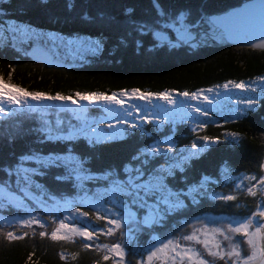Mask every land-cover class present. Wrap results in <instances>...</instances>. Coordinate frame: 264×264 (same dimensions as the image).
I'll list each match as a JSON object with an SVG mask.
<instances>
[{"label": "trees", "instance_id": "1", "mask_svg": "<svg viewBox=\"0 0 264 264\" xmlns=\"http://www.w3.org/2000/svg\"><path fill=\"white\" fill-rule=\"evenodd\" d=\"M241 1L207 0L208 11L217 13L220 9L227 10L240 5ZM66 2L0 0V26L4 29V35L9 37L6 43H14L19 49L4 46L0 50V78L5 83L30 92L60 94L73 99H78L77 93L92 94L94 100L95 94L122 97V91L131 93L132 90L168 93L174 99L179 92L194 93L211 88L213 91L207 94L209 99L217 103L222 100L221 108L224 109L207 110V118L181 121L177 117L165 124H145L136 118L135 123L140 130L127 129L128 134H123L117 141L101 138L102 142L89 145L83 136L72 141H43L44 134L36 129L44 121H48L54 129L56 121H62L60 129L64 133L68 132L70 125L81 126V121L67 109H59L57 102L37 107L22 104L21 109L14 105L8 110L12 112L10 117H0V165L14 163L16 157L22 154H63L71 147L73 154L87 158L85 167L90 172L100 175L101 170L119 169V176L122 177L123 164L138 148L150 144L153 139L173 140L174 152H178L184 150L185 146L190 149L192 144L203 146L205 142L201 137L207 136L219 142L210 141L207 149L189 162L190 167H186L184 173L177 169L175 179L169 178L167 181L173 190H186V182H198L202 176L208 177L205 188L199 190L206 192V195L197 194L196 204L186 199L188 207L173 214L163 225L138 227L130 221L123 228V237L121 229H115L109 236L106 232L101 234L100 230L111 226L106 224L104 216L97 220L96 215L100 213L93 214L91 206V201L95 199L100 201L98 207L102 205V210L112 207L113 212L116 211L108 202L111 197L104 193L108 184L106 180L60 182L54 176L63 173L64 169L50 166L41 169L44 175L32 176V184L27 186L28 195L25 196L16 186L15 177L6 185L3 181L7 178L0 172V264H121L119 258L112 255L108 260H103L105 248H97L98 245L113 243H120L125 249L123 264H137V260L142 261L143 256L148 254L144 249L150 245L153 249L161 246L159 242L166 241L165 232L177 231L184 220L190 219L192 222V217L206 216L209 220L204 224L208 227L209 223L213 224L214 218L226 221L228 217L251 216L258 204H264V191L257 186V180L264 176L260 168L264 161V100L259 106L247 109L242 117L240 110L244 106L236 101L257 95L264 88V50L232 45L188 48L159 44L154 47L156 41L150 35L143 38L142 47L138 49L135 35L127 31V26L132 23L129 17H148L151 0H71L75 7L65 10ZM133 4L136 7L131 12L127 11L126 7ZM9 21L17 25L27 22L38 35L10 31ZM118 37L123 43L118 42ZM78 40L99 41L100 48L97 50L94 43L74 46L72 41ZM32 45L50 51L65 66L48 67L35 62L28 53ZM229 81L243 82L247 90L233 89L229 84L231 91L221 95L223 85ZM253 87L257 89L256 93L251 92ZM100 109L88 106L87 122L90 126L96 125L91 120L101 125L99 120L106 113ZM13 110L16 112L13 113ZM48 113L53 116L48 118L45 115ZM153 113L157 116L162 114L161 111ZM123 120L131 121V118ZM196 121H203L204 127H197ZM121 128L125 129L126 124ZM231 133H236V137L233 138ZM159 162L163 163V160ZM221 165L224 167L221 168ZM24 166L36 167V164L26 161ZM181 176L185 179L181 180ZM252 185H256L255 196L247 195V189ZM214 193L235 195L236 199L213 200L210 197ZM9 194L18 198L7 201L9 197L6 195ZM65 201L74 202L89 215L81 217L79 213L65 211ZM131 212L135 214L136 221L144 215V209L134 205ZM30 216H36L39 223L29 226L20 223ZM253 219L257 224L261 222L259 217ZM61 221L70 227H80L86 221L89 230H95L94 235L87 241L76 234H70L67 240L53 241L50 239L51 232ZM41 231L45 232L44 237L39 235ZM8 232L23 236V239L7 240ZM208 237L210 242L214 239L213 235ZM84 244L89 247L85 249ZM201 247L206 250L204 246ZM195 253L199 256L198 251ZM168 254L167 251L159 252L147 264H168ZM185 257L183 260L180 255L174 257V264H189Z\"/></svg>", "mask_w": 264, "mask_h": 264}, {"label": "snow or ice", "instance_id": "2", "mask_svg": "<svg viewBox=\"0 0 264 264\" xmlns=\"http://www.w3.org/2000/svg\"><path fill=\"white\" fill-rule=\"evenodd\" d=\"M65 10L74 8L75 5L71 3V0H67L64 5ZM136 5L127 6L126 10L131 12ZM132 23L127 26V31L135 35V45L139 49L142 47L143 38L149 35L154 38L156 43L154 47H158L159 44L167 43L169 47H200L205 45L209 40L217 42L224 39H246L248 41H258V43H251L252 48L260 47L264 48V0H258L257 3H248L243 5L240 9H220L219 14H213L208 11L207 0H151L150 15L148 17L140 16L139 18L129 17ZM8 28L10 31H19L28 35H38L27 22H21L20 24H14L9 21ZM9 37L4 35V29L0 26V50H3L4 46L11 47L13 50L19 51L15 47V44H7L6 41ZM14 40V37H11ZM118 42L123 43L122 39ZM95 44L97 50L100 48V42H92ZM11 73H9V76ZM231 84L233 89L247 90V86L243 82H232L224 84L223 87L227 89ZM14 89V90H13ZM213 89H205L201 92H179L177 95L181 97H188L191 100H204L209 104L213 103V100L209 99L207 94H210ZM252 93H256L255 87L251 88ZM78 99H72L70 96L65 95H48L45 93L30 92L23 88L5 83L3 78H0V117H10L12 112L7 111L9 105H19L20 101L25 98H31L33 101L39 102L41 99H45L52 102H68L77 104L78 100H91L92 94L83 95L76 94ZM120 96L131 98H137L141 100H150L153 96L155 98L166 101L169 105H174L175 101L168 93H142L137 90H132L129 94L126 91H122ZM96 100L108 101L117 105L123 106L124 101L116 99L114 96L95 94ZM261 100H264V88L260 89L257 95H250L243 97L236 101L237 104L243 105L244 108L240 110V116L242 117L245 111L249 108L259 106ZM139 113L140 119L143 123H155L165 124L170 120H175L177 117L181 121L193 120L194 117L188 112H184L183 109H173L168 113L157 116L156 113L149 112L145 114L140 110H135ZM191 112L197 114L200 117H208V112L201 107L193 106ZM131 115V113H129ZM240 117H237L239 119ZM81 121L80 127L69 126L68 132L64 133L60 129L61 121L57 120L55 123V129L48 121H44L42 125L36 129V131L43 133V141L52 140H68L72 141L83 136L89 145L93 143H100L101 138L95 136L96 129H91L89 133L90 125L85 117L78 118ZM99 124V122H97ZM117 124L125 125V129L117 128L115 125L108 123L107 127L113 129L116 134H128L127 129L140 130L139 125L133 121L118 120ZM197 127H204L203 121H196ZM142 131V130H141ZM152 134L150 133V136ZM233 138L236 137V133H231ZM107 138H115L112 134H108ZM11 139V138H10ZM205 142L203 146L198 147L196 144L185 146L184 150L174 152L175 144L173 140L153 139L148 145L140 147L131 156L130 160L123 164L122 177L119 176V169L109 168L108 170H101V174L90 172L86 164V157L82 158L79 155L73 154V149L68 147L63 154L49 153L46 156H42L36 152L31 154H22L16 157V162L5 163L0 165V172L6 176L7 179L3 181L4 184H10L15 177V184L25 196L27 193V186L32 184V176L44 175L41 171L42 168L47 169L50 166L56 168H63V173H58L54 176V179L60 182L74 180L83 181L91 180L93 182L97 180H106L108 182L107 187L104 189V193L111 197L108 201L115 207L116 211L113 212V208L110 207L106 211L102 210V205L98 207L100 201L93 199L91 206L93 214L96 215V219L99 220L104 216L106 218V224L110 225L106 229H101V234L106 232L111 236L115 229H121V236L123 237V228H125L129 222H135L137 226L143 225L147 228H151L154 225H163L164 222L172 217L173 214L179 213L181 210L188 207L185 204V200H191L192 204L197 203V194L206 195V192L199 191L204 189L209 178L202 176L201 179L196 182H186V190H173L167 183L169 178L174 177L175 170L179 169L181 173L185 172L186 167H190L189 162L193 158H198L199 155L207 149L208 143H218L215 138H209L207 136L201 137ZM42 141V142H43ZM163 163H160V160ZM26 161H33L36 167H25ZM224 165H221L223 168ZM261 171L264 172V164L260 166ZM181 180L185 177L181 176ZM246 179H254V177H246ZM257 184L264 189V176H260L257 180ZM240 187L239 184L236 185ZM247 195H256V185H252L247 189ZM119 197H126L127 199H120ZM213 200L233 201L236 199L235 195H220L212 194L210 197ZM135 206L138 209H144V215L139 221H136L135 214L131 212V206ZM71 210L73 214L79 213L81 217H87L88 211H81L79 206H76L72 201H65V211ZM111 217V218H109ZM254 217H259L260 223L254 222ZM66 219V217H65ZM192 219L197 221H207L208 217L195 216ZM213 223L216 221L213 220ZM25 226L30 224H38L36 216H30L29 219H22L20 221ZM228 225V231L230 233H236L246 238L244 243L247 245L248 251L242 253V249L239 245L232 244L230 250L224 253L223 250L217 252L212 248L219 247V245L213 241L212 246L209 247V241L207 238L208 229H203L206 238L202 241L204 248L207 250L209 257H221L227 255L232 258V264H264V245L260 242L264 240V204H258L256 211L251 213V216L246 218L228 217L226 221H221ZM234 225V226H232ZM43 227V225H39ZM250 229H253L250 231ZM95 230H89L88 224L85 221L80 227H70L69 224L61 221L56 226L55 230L51 232L50 239L53 241L67 240L70 238V234H76L82 236L84 240H90L94 235ZM131 231V230H130ZM211 233L215 235L220 233L219 228L213 227ZM41 237L45 236V232H39ZM167 235H171L168 233ZM7 240H20L23 236L14 235L12 232H8L5 237ZM131 239V236H130ZM186 241H201L197 240V237L193 235H185L183 237ZM161 246L155 247L149 246L144 249L148 254L143 256L142 261L137 260V264H147L153 257L157 256L159 252H164L172 246V250L180 249L179 244H174L171 238L166 241H160ZM83 247L87 249L88 244H84ZM105 248V254L102 256L103 260H108L109 256L118 257L123 264L125 257V249L120 243H113L111 245H98L97 248ZM185 254L190 264H208L206 260L201 259L192 249H180L177 255H180L181 260L184 259ZM63 260L64 257L62 256ZM29 260H31V253H29Z\"/></svg>", "mask_w": 264, "mask_h": 264}, {"label": "rangeland", "instance_id": "3", "mask_svg": "<svg viewBox=\"0 0 264 264\" xmlns=\"http://www.w3.org/2000/svg\"><path fill=\"white\" fill-rule=\"evenodd\" d=\"M72 42H73L74 46H76V45L84 46V44H86V46H87L88 43H90V44L92 43L91 41H83V40L72 41ZM161 45H167V43H162ZM34 46H38V45L30 46L28 53L30 52V50H32V48ZM208 46H212V45H208ZM36 62L43 64V65H46L48 67H53L52 65L49 66L48 64H46L45 62H42V61H36ZM62 64H63V62H62ZM60 66H63V65H60ZM225 91H231V90L229 88H227V89L223 88L221 95ZM118 96L119 95H116L114 97L116 99L123 100L124 101L123 106L117 105L114 103H110L108 101L91 99L90 101L89 100H81V101L79 100L80 102H78L77 104H72L70 101L69 102L57 101V105H58L57 107L59 109H62V110L67 109L68 111H70L73 115H75L78 118L79 117H85L86 120L88 119V106L89 105H91L93 108H99V109L101 108L100 110H103L106 113L107 117L106 116L101 117V119L99 120L101 122V125H98L97 123H93V120H91V123L96 124V125L90 126L89 133L91 134V129L95 128L96 129L95 136L100 137V138H106L105 140H116V141L122 135L116 134L113 129H110L109 127H107V124L111 123V124L115 125L117 128L122 129L121 127H124V125L117 124L118 120H123L125 118H131V121L135 122V119L137 118V121H142L139 117V113L137 111H135L137 109L144 112L145 114H147L149 112H157V111H161V113L164 114V113H168V112L172 111L173 109H181L182 108L184 112H188L191 116L194 117V119H195V117H200V116L191 112V108L193 106L198 105L199 107H201L205 111L211 110V109H214V111L224 109V108H221L222 100L218 101L219 103L214 101L213 104H208L203 100L193 101L188 97H181V96L176 97V96H174L175 98L173 100L175 101V104L169 105L166 101L157 99L155 97H152L150 100H141V99H137V98L129 99L127 97H118ZM21 101L24 102L23 105L26 103L28 106H34V107L41 106V105L42 106H48V105L53 104L52 101H48L45 99H42L39 102H37V101L31 100V98H25V99H22ZM21 106L19 104V109H21ZM229 107H231V106H229ZM16 110H13V113H15ZM129 113H131V115H129ZM45 115L48 116V118L53 116L51 113L50 114L48 113ZM61 123H63V122L61 121ZM108 134H112L113 136H115V138H112V139L107 138ZM257 186H259V188H261L260 185H257ZM262 190L264 191V189H262ZM6 196L9 197V199L7 201H9V200L12 201L13 199L18 198V197H15L14 195H11V194L6 195ZM214 220L216 222L213 224L209 223L208 227H206L207 224H204L205 221H203V220L202 221L194 220L192 222H190V219L184 220L181 222V225L178 227L177 231L167 230L165 232V236H166L165 239L167 240V239L171 238L173 240L174 244L180 245V249H192L195 252L198 251L199 257L201 259L206 260V262H208V264H229V262L232 261V258H229L227 255H224L223 258H221L219 256L213 258V257H209L207 255V250H205V251L202 250L201 246H204L202 241L206 238L205 233L203 232V229L209 230L207 233V238L209 241V247L212 246L213 241H215L219 245V247L212 248L213 251H217V252L223 250L224 253H227L230 250V246L232 244L239 245V247L242 249V253L247 252L248 248H247V245L244 243V240L246 238H244V237H242L236 233H230L228 231V225L226 223H221V221H223V219L217 220L214 218ZM213 227L219 228L220 232H222L223 235H221L220 233H216L215 235H213L210 231ZM134 229H136V228H134ZM252 230L253 229H250V231H252ZM168 233H171V235L170 236L167 235ZM193 234L197 237V240L201 241V243H197V241H195V240L194 241H186L183 239V237L185 235H193ZM208 235H213V237H214V239L211 242H210V238L208 237ZM180 249L172 250V247L170 246L168 250L164 251L165 253H166V251L169 252V254L167 255L169 258L168 264H174L175 263L174 257H179V255H177V252L180 251ZM185 256H187V255L185 254ZM189 264H190V262H189Z\"/></svg>", "mask_w": 264, "mask_h": 264}, {"label": "water", "instance_id": "4", "mask_svg": "<svg viewBox=\"0 0 264 264\" xmlns=\"http://www.w3.org/2000/svg\"><path fill=\"white\" fill-rule=\"evenodd\" d=\"M258 0H242L240 5L238 6H233L230 7L229 9H240L243 5L248 4V3H257ZM213 14H219V12L217 13H213ZM251 43H258V41H248L246 39H234V38H229V39H224L223 41L217 42L214 40H209L205 45L203 46H208V45H212V46H223V45H232V46H243V47H250ZM253 49H257V50H264V48H260V47H256ZM31 53V58L34 61H42L45 62L46 64H48L49 66H60V65H64L62 64V62H59L58 60H55L54 56L45 51L44 49L38 47V46H34L32 48V50H30ZM264 164V161H263ZM261 244L264 245V240L261 241Z\"/></svg>", "mask_w": 264, "mask_h": 264}, {"label": "bare ground", "instance_id": "5", "mask_svg": "<svg viewBox=\"0 0 264 264\" xmlns=\"http://www.w3.org/2000/svg\"><path fill=\"white\" fill-rule=\"evenodd\" d=\"M73 99V98H72ZM76 99V98H75Z\"/></svg>", "mask_w": 264, "mask_h": 264}]
</instances>
